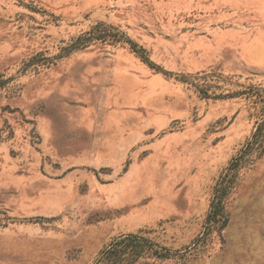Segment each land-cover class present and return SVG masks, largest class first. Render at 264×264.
<instances>
[{"label": "rangeland", "instance_id": "1", "mask_svg": "<svg viewBox=\"0 0 264 264\" xmlns=\"http://www.w3.org/2000/svg\"><path fill=\"white\" fill-rule=\"evenodd\" d=\"M97 26L167 74L124 42L68 52ZM0 78V264L125 236L153 247L134 264H264L262 149L207 221L264 119V0H0Z\"/></svg>", "mask_w": 264, "mask_h": 264}, {"label": "trees", "instance_id": "2", "mask_svg": "<svg viewBox=\"0 0 264 264\" xmlns=\"http://www.w3.org/2000/svg\"><path fill=\"white\" fill-rule=\"evenodd\" d=\"M109 43V42H124L128 44L131 50L149 67L157 71L158 73L167 74L159 65L154 63L148 55V52L132 40L129 36L123 32L116 31L114 29H105L101 26H97L88 32L86 35L77 38L68 49V52L81 50L87 48L94 43ZM187 81V80H185ZM6 80L0 78V88L3 87ZM201 87V88H200ZM194 88L204 97L209 98L208 89L206 86L197 84ZM257 149L264 151V119L258 125L255 133L248 140L246 146L241 153L233 158L223 178L218 183L214 197L210 204V210L207 215V221H219L225 220V204L226 199L233 189L239 170L244 165V161L249 158L253 152ZM146 239L138 236H125L114 240L106 249H104L96 264H134L148 249H153Z\"/></svg>", "mask_w": 264, "mask_h": 264}]
</instances>
